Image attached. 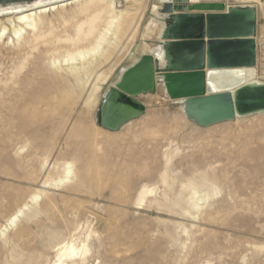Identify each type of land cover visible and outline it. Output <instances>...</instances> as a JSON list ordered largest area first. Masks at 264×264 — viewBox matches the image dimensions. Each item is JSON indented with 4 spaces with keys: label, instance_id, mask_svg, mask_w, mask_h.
I'll list each match as a JSON object with an SVG mask.
<instances>
[{
    "label": "rangeland",
    "instance_id": "1",
    "mask_svg": "<svg viewBox=\"0 0 264 264\" xmlns=\"http://www.w3.org/2000/svg\"><path fill=\"white\" fill-rule=\"evenodd\" d=\"M120 1L133 13L124 39L79 82L62 57L88 45L75 28L94 8L50 10L35 36L0 42V229L39 195L0 233V264H52L72 240L89 244L83 264H264V111L199 126L156 73L155 90L135 97L139 115L116 130L99 123L122 69L165 42L147 31L155 0ZM198 1L255 6L264 82V0Z\"/></svg>",
    "mask_w": 264,
    "mask_h": 264
},
{
    "label": "bare ground",
    "instance_id": "2",
    "mask_svg": "<svg viewBox=\"0 0 264 264\" xmlns=\"http://www.w3.org/2000/svg\"><path fill=\"white\" fill-rule=\"evenodd\" d=\"M123 1L126 3H139L142 0ZM191 1L199 2L198 0ZM120 2V0H17L0 3V42L5 41L4 39L7 42H14V40L18 42L28 33L34 35L44 23L45 13L50 10L64 9L69 4L80 7L82 11L94 8L95 12L89 16V19L81 24L78 23L79 25H76L77 28H75L76 35L78 36H76L75 40H87L89 41L88 45L67 50L62 57L66 63L62 66L63 70L68 75H71L75 81L79 82L85 76L91 75L94 72L93 66H97L99 65L98 63L106 60L110 48L116 46L124 39L127 28L133 21V13L127 9H119L121 7ZM184 2L185 0L180 2L173 0L172 11L170 13L161 11L164 7L162 4L157 5L155 8L152 7L153 17H151L147 25V31L153 33L157 30L158 38L163 42L165 41L164 45H155L146 50L147 52L140 54L132 64L122 69L123 71L119 74L117 81H119L125 69L139 62L141 56L150 54L159 70L154 73L155 85V75L156 73H160L162 86L165 91L168 87L171 95H175L177 92H185L189 88L182 81L179 84H175L183 75L176 72L185 71L183 70L185 68L203 66L204 92L199 95L173 98L179 100L178 102L181 103L182 111L186 117L194 123L196 121L202 123L204 116L217 107L218 104L214 106V103H223L226 100L224 97L226 95L231 97L232 105L227 107L222 104V110H225V112L229 111V113L235 115L234 118L249 115V113L240 115L247 113L248 109L245 104L238 102V96L264 88V82L255 79V53L253 51L236 50L233 52L235 56L233 66H226L225 59L230 53L216 52L211 49L210 45L215 39L223 40L226 43L233 41L235 46H239L243 42L255 43V40L252 38L255 25L253 27H243L236 24L244 19H254L256 23L257 14L255 6L241 4L224 6L222 10L204 8H194L192 10L185 8L189 12L175 10V3L182 4ZM153 6L156 5L153 4ZM159 11L168 14L171 22L166 23L165 15H161ZM102 14L106 15L104 24L95 33L98 20ZM173 16L174 19H172ZM209 19L213 20L216 24L212 28L217 29L220 33L218 38L208 36L207 21ZM202 28L204 33L201 37L199 34ZM187 36L197 37L195 39L185 38ZM77 41L73 43H77ZM143 50L145 49L143 48ZM167 68L171 70L169 71L171 73L164 71ZM106 78L107 74L100 73L97 75L96 81L99 79L104 81ZM116 82L109 88L102 102L103 104H101V106L103 105V121L108 125L114 126L122 121L126 114L136 112L130 106H122L113 100L118 95L114 87ZM214 97H217V99ZM70 166L71 164H66L67 174H71ZM68 179L69 177L65 175L64 179H60L59 181ZM50 183L49 181H43V184ZM149 192L150 190L147 188L141 190L139 201H142L144 196ZM195 194L196 192H194ZM38 196V194L33 195L23 207L18 209L7 220L3 228L0 229V233H3L7 227L13 226L23 213V210L35 202ZM89 250L87 241H80V244L77 245L72 240L56 250V260L52 264H73L76 262L75 258H78L80 263L83 264Z\"/></svg>",
    "mask_w": 264,
    "mask_h": 264
},
{
    "label": "water",
    "instance_id": "3",
    "mask_svg": "<svg viewBox=\"0 0 264 264\" xmlns=\"http://www.w3.org/2000/svg\"><path fill=\"white\" fill-rule=\"evenodd\" d=\"M7 1H17V0H0V3L7 2ZM161 2H164V7L162 12L170 13L172 11V3L171 0H160ZM182 0H178L180 2ZM185 2H190L188 5H176L175 9H181V8H187L188 10H192L194 8H204V9H218L222 10L224 8V4L220 2H196V1H189L185 0ZM152 7H156L153 6ZM174 19V16L172 17ZM238 25H241L243 27H253L255 25L254 19H244L240 21L239 23H236ZM215 23L213 20L209 19L207 21V32L208 36L211 38H218L219 32L217 29L212 28V26L215 27ZM204 30L203 28L200 31L199 36L203 35ZM197 36H187L185 38H196ZM202 37V36H201ZM243 42V41H241ZM211 49L216 52L221 53H230L228 57L225 59V65L226 66H233V62L235 61V56L233 55V52L236 50H246V51H253L255 53L256 45L254 42H243L239 46H235L234 42L231 41L229 43L224 42L223 40H214L212 44L210 45ZM155 66V67H154ZM203 66L201 67H190L185 68L183 70L185 71H178L176 73H182L183 75L180 77V80L176 83H180L182 81L183 84H187L189 86L188 90H185V92H177L175 95H171V93L168 90V87L166 88V92L169 95V97H188L191 95H199L204 92V73H203ZM155 71H159L156 67V62L153 60L152 56L150 54L141 56V59L139 62H137L132 67H128L124 70L122 73L119 81L116 82L114 85L116 89V94L118 95L113 98L114 101H116L118 104L122 106H130L131 108L135 109V113H128L124 117L122 121H120L117 125H108L103 121V105L100 108L99 113V123L109 129V130H116L119 128L122 124L127 122L128 120L136 117L139 115L143 110L144 106L135 100V97L139 93H145V92H152L155 90V82H154V73ZM168 73H171L169 68L164 70ZM167 73V74H168ZM178 91V90H177ZM221 95V94H220ZM216 95V96H220ZM226 100L223 103H214V106L217 105L215 110L208 112L203 119V122L199 123L196 121L197 124L200 126H208L217 122L225 121V120H231L235 117V115L229 113V111L225 112V110H222L221 105H226L227 107L232 105V99L230 96H224ZM217 99V97H214ZM239 101L241 104H245L247 106V113H242L240 115L244 114H253L257 112L264 111V88H260L254 91L249 92L245 95L238 96ZM215 102V101H212ZM103 104V103H102Z\"/></svg>",
    "mask_w": 264,
    "mask_h": 264
},
{
    "label": "built area",
    "instance_id": "4",
    "mask_svg": "<svg viewBox=\"0 0 264 264\" xmlns=\"http://www.w3.org/2000/svg\"><path fill=\"white\" fill-rule=\"evenodd\" d=\"M173 2V0H171V3ZM155 5H156V7H157V5H159V4H162V5H164V2H161L160 0H155V3H154ZM159 10H161V9H159Z\"/></svg>",
    "mask_w": 264,
    "mask_h": 264
}]
</instances>
